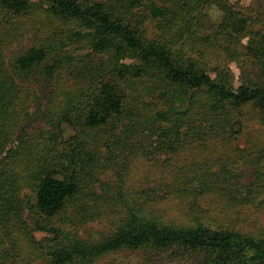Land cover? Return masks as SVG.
<instances>
[{"label": "rangeland", "instance_id": "374dc122", "mask_svg": "<svg viewBox=\"0 0 264 264\" xmlns=\"http://www.w3.org/2000/svg\"><path fill=\"white\" fill-rule=\"evenodd\" d=\"M221 1L264 19V0ZM155 2L173 6L170 0ZM146 4V0L136 1L132 12L145 16L140 25L148 38L185 29L183 22L171 20V26L160 30L158 17L149 13ZM207 10L206 6L195 13ZM210 15L212 20L220 16L216 8ZM57 20L40 2L26 13L0 10V80H5L0 83V169L7 170L3 182H14L6 188L9 205L1 206L0 201V263L45 264L55 241L36 229L40 218L31 207L34 185L44 170H61V166L68 168L67 174L74 176L79 189L63 210L44 224L91 244L111 235L131 208L171 224L202 221L211 227L248 233L264 228V120L257 112L242 108L231 115L232 127L207 130L212 122L206 108L197 105L198 113L189 122L193 126L182 127L176 140L160 135L166 122L160 123L162 129L144 132L133 126L135 117L85 127L79 119L87 104L80 94L87 92L90 77L83 66L97 57L85 43L71 37L72 24ZM209 20L201 17L191 31L195 34L190 41L200 48L212 28ZM257 21L263 23H253L254 30L264 25V20ZM187 36L174 48L179 49ZM248 37H242V43L247 44ZM219 43L226 45L224 40ZM38 45L49 48V63L55 68L52 76L47 77L41 67L28 74L17 73L14 61ZM189 54L199 57L195 51ZM216 61L211 58L209 68L217 66ZM220 62L229 70L233 87L241 83L244 74L257 75L253 65L241 67L229 56ZM209 73L216 76L213 70ZM118 93L125 91L118 88ZM145 97L142 114L147 113L142 119L152 116L155 104H160L149 95ZM194 257L174 249L121 250L73 264H192Z\"/></svg>", "mask_w": 264, "mask_h": 264}, {"label": "trees", "instance_id": "16d2710c", "mask_svg": "<svg viewBox=\"0 0 264 264\" xmlns=\"http://www.w3.org/2000/svg\"><path fill=\"white\" fill-rule=\"evenodd\" d=\"M136 1L0 0V10L21 14L28 12L36 2L43 3L57 21L72 24L71 37L85 43L96 55L95 62L92 60L83 66L90 77L87 92L80 94L87 104L86 113L79 119L85 127L97 128L110 124L114 118L134 120L135 117L137 120L133 126L144 132L162 129L160 123L166 122L168 125L160 130V135L174 136L176 140L182 127L193 126L189 122L197 112L196 106L201 104L212 122L207 130L229 124L232 127L231 115L245 107L256 111L264 120V25L256 30L252 27L253 23H263L256 22L263 18L237 11L221 0H170L172 7L146 0L149 13L158 17L160 30L165 31L171 26V20L183 22L185 28L170 36L163 34L150 39L140 25L145 16H135L132 12ZM206 6L208 10L204 14L195 13ZM212 8L220 14L215 19L218 21L210 18ZM205 16L209 17L212 28L202 41L204 47L200 48L196 42L190 41L191 34H195L191 31ZM185 34L188 36L180 48H174ZM248 35L247 44L242 43V37ZM220 40L226 45L220 44ZM60 41L63 42L64 38ZM191 51L197 52L199 57H192ZM228 56L236 59L241 67L253 65L257 75L244 74L241 83L233 87L229 70L220 62ZM211 58L218 62L213 68H209ZM49 59V48L32 46L14 61L13 69L28 74L41 67L50 77L55 68ZM210 70L216 72L215 77L210 75ZM118 88L124 89L125 93L119 94ZM146 95L151 96L154 103L160 102L161 106L155 104L156 112L142 119L147 113L145 110L142 114ZM128 98L130 102H126ZM6 172L0 169L1 206L9 205L11 197L6 188L14 185L11 179L3 182ZM67 172L66 166H61V170H44L34 185L31 207L40 218L36 229L49 234L55 241L47 252L45 264H73L77 260L88 263L121 250L172 249L195 256L192 264H264V228L257 233H248L235 228L211 227L202 221L189 225L171 224L133 208L120 220L114 232L98 243L69 237L60 228L44 224L57 216L78 192L77 180Z\"/></svg>", "mask_w": 264, "mask_h": 264}]
</instances>
